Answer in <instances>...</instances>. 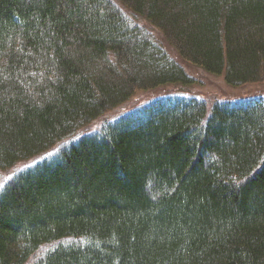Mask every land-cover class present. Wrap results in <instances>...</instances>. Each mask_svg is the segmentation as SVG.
<instances>
[{"label":"trees","instance_id":"obj_1","mask_svg":"<svg viewBox=\"0 0 264 264\" xmlns=\"http://www.w3.org/2000/svg\"><path fill=\"white\" fill-rule=\"evenodd\" d=\"M186 64L264 80V0H0V264H264V95L129 104Z\"/></svg>","mask_w":264,"mask_h":264},{"label":"rangeland","instance_id":"obj_2","mask_svg":"<svg viewBox=\"0 0 264 264\" xmlns=\"http://www.w3.org/2000/svg\"><path fill=\"white\" fill-rule=\"evenodd\" d=\"M157 37L163 39L160 33ZM166 47L171 51V53H173V55L175 54L168 45H166ZM184 66L195 76L196 81L193 84L183 87L170 85L152 90L139 91L132 97L129 104L133 105L136 102L139 103L141 100H149L151 97L166 94H198L207 98L209 101L214 98L222 97L236 99L241 97L246 98L255 95H264V80L248 83L244 86H231L224 81L223 76L206 73L188 64Z\"/></svg>","mask_w":264,"mask_h":264}]
</instances>
